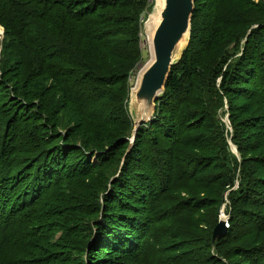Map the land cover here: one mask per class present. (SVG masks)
Returning <instances> with one entry per match:
<instances>
[{"label":"trees","instance_id":"16d2710c","mask_svg":"<svg viewBox=\"0 0 264 264\" xmlns=\"http://www.w3.org/2000/svg\"><path fill=\"white\" fill-rule=\"evenodd\" d=\"M141 4V0H0L3 52L21 56L14 62L12 54H5L0 62V93L3 90L12 94L17 102L5 104L0 110V264H67L62 257L70 256L66 250L69 237L88 220L95 223L90 231L94 241L89 264H184L197 260L193 255L192 261L177 243L182 238L176 239L173 223L182 218L184 222L195 219L200 209L193 200L175 195L198 182V165L191 168V161L196 159L189 151L187 155L182 153L188 147L186 135L197 133L196 147L189 145L194 152L207 147V141L199 139V134L208 120H217L228 94L243 97L258 110L264 109V64L260 59L253 56L248 63L252 55L247 54L249 58L241 57L238 67L233 62L227 66L228 62L223 61L213 71L191 65L190 61H195L189 54V45L181 63L172 68L154 119L138 131L133 148L124 155L122 175L113 180L109 190L102 172L114 168L116 152L123 148L124 141L113 144L101 163L92 164L90 153L88 157L76 156L78 149L55 143L57 139L49 132L43 134L50 122L41 124L45 114L39 106L33 107L36 97L43 99L50 93L57 111L67 109L74 113L83 129L90 127L85 130L87 134L94 136L99 135L97 129L107 130L123 123L115 117V110L122 109L121 94L108 92L112 84L91 62L98 61L106 67L121 57V50L115 47L121 34L133 38L131 49L136 51L144 8L139 7ZM197 11L198 0L192 28ZM262 26L258 25V29ZM248 49L249 46L244 53ZM201 76L208 85L202 87L198 98L203 108L188 110L201 88ZM36 80L47 87L39 90ZM108 97L113 101L111 112ZM34 109L36 113L32 112ZM261 121L264 122V115ZM259 122L254 121V130ZM83 141L89 144L90 138L84 136ZM88 149L91 150L90 145ZM242 154V189L235 194L241 206L239 215L228 220L227 233L220 241L235 231L237 234L242 226L264 228V214L242 207L264 205V191L258 190L264 179L257 182V178H252L247 165L255 160ZM225 164H230L227 155ZM136 165L139 168L133 171ZM96 176L105 184L94 191L91 181ZM124 177L132 183L125 182ZM63 184L71 186V191L80 189L60 194ZM105 187L103 202L90 206L89 198ZM121 188L126 191L118 198ZM71 221L76 224L72 226ZM187 225L196 229L190 222ZM215 244L212 235V246L202 264H233L221 259L220 250L218 256L210 254ZM242 256L251 264H264V246L254 249L246 245Z\"/></svg>","mask_w":264,"mask_h":264},{"label":"rangeland","instance_id":"374dc122","mask_svg":"<svg viewBox=\"0 0 264 264\" xmlns=\"http://www.w3.org/2000/svg\"><path fill=\"white\" fill-rule=\"evenodd\" d=\"M141 1H143V4L139 7L144 6V8L140 14L139 35L136 37L137 52L131 49L130 40L133 38L126 34H121L115 40V47L121 50V57L112 60L106 64V67L99 65L98 61L91 62L92 65L99 69V73H103V77L105 76L112 84L113 88H108V92L111 91V93H116L117 95L121 94L120 103L122 109L115 110V117L123 123L110 127L107 130L97 129L99 131V135L97 136L89 135L86 131L90 127L87 126L83 129L80 119L74 113L67 109L56 110L57 105L55 106L50 93L43 99L36 97V103L33 104V107L38 108L39 106L45 114L44 121L40 123L46 124L50 122V125L47 127L48 130H43L42 133L46 134L49 132L50 135H54L57 139L55 143L61 146L67 145V147H70V150L78 149L76 156L82 155L88 157L90 153L92 164L101 163L102 158L108 154L107 150L113 144L118 140L124 141L121 145L123 148L116 152L114 168L112 170L105 169L102 172L107 178L108 183H101L98 176L91 181L92 189L96 188L94 191L104 184L105 186L108 185V189L105 187L95 197L93 195V197L89 198V205L93 207L99 201L103 202L102 196L106 195V189H111L113 180L120 178L122 175L123 164L125 163H121L131 146L134 129V118L131 113V92L136 85L139 72L151 58L145 25L152 16L157 2V0ZM205 2L208 3L207 7L204 6ZM258 25H263L261 28H264V0H198V11L189 42L191 48L188 45L190 49L189 54L195 61L191 60V65L194 67L204 66L214 71V69L220 67V63L227 61V66L233 62L235 67H238L236 66L238 61L241 57L243 60L248 57L247 54L252 55L251 58L248 57V63L255 56L264 64V35L262 34L264 29L261 32V28L258 29ZM252 30L253 32H251ZM250 33L251 36L248 38ZM3 39V29L0 28V62L5 58V54H8V56L12 54L14 62L17 59L19 61V57L21 58L19 54L16 55L12 51L3 52ZM247 46H249L248 52L244 53V49ZM180 63L181 61L177 66ZM201 78H204V80L200 81L199 78L198 84L201 88L199 92L195 93L196 101L194 99L192 106L188 110L200 111L203 108L199 106L202 102L201 100L198 101V98L203 92L202 87H208V85L205 83L206 78L204 76H201ZM187 79L188 77L184 81L186 82ZM262 79H264V71ZM221 80L222 78L220 77L217 82L218 90H220ZM35 83L39 90L42 87H47V84H43L41 80H36ZM36 93L39 94L40 92L36 91ZM109 99L108 97L107 105L111 112L114 110L113 101H109ZM14 100L15 98H13L12 94L2 90L0 93V110L2 111L3 105L10 104ZM224 102L225 106L218 110L217 120H208L206 128L199 134V139L203 138V141H207V147L202 146L194 152L189 145L193 143V146L196 147L197 143L195 139H197V133L191 132L189 135H186L188 147H185L182 153L186 154V151H189L191 157L196 159L191 161V168L194 169L193 165H198L196 172L198 182L175 195L193 200L195 205L200 206V209L196 218L191 221L185 220L184 222V218H182L173 222L176 223L174 228H177L174 233L176 239L182 238L177 243H180L182 250L187 252L192 261L193 255L197 258L193 263L185 262L184 264H202L212 246V235L217 225L221 220L225 223V219L229 220L231 216L239 215L238 212L241 206H239L235 194L242 189L240 176L243 173L242 167H244L245 163L242 152L249 155L248 158L255 160L254 163L247 165V171L250 172L249 174L252 178H257V182L264 179V122L261 121L264 115L263 107L258 110L259 107H256L254 103L240 96H230V94L225 97ZM32 112L36 113L37 109L32 110ZM254 121H260L257 130H254L256 126ZM70 133L73 136L71 138L68 135ZM84 136L90 138L89 144L84 143ZM238 144L242 147L241 149ZM89 145L91 150L88 149ZM101 149L104 150L102 151ZM112 152L109 151V153ZM184 154L182 155L184 156ZM226 155L230 160L229 166L225 164ZM203 159H206L204 161H207L208 164ZM209 162H213V164ZM137 168H139L137 165L133 167V171L137 170ZM97 173H100V170ZM123 179L125 182L132 183L127 177ZM70 189L71 186L63 184L60 194L75 193L80 188L72 189V191ZM258 190L264 191V185H261ZM125 191L126 189L121 188L119 193L117 192L116 194L118 198L124 196L121 195V192L124 193ZM170 200L169 198L168 201ZM242 207L250 209L255 214H264V205H245ZM116 210L118 211L117 205ZM82 218L83 215L78 216L77 220ZM98 220L100 221V215ZM187 222L196 225V229L192 226L189 227ZM241 223H243V219H241ZM75 224V221H71L72 226ZM93 226L95 227V223H89L88 220L80 227L79 231L71 234L66 247L70 256H63L62 262H66L67 264H89V253L94 241L93 236L90 234ZM238 230L237 234L235 231L224 241H216L219 245L216 243L210 254L218 256L217 250H220L221 259L226 262L251 264L244 260L245 256H242V252L245 251L246 245L252 246L254 249L264 246V228L256 229L254 227L242 226ZM60 236L61 233H58L57 237ZM177 246L179 247L178 244ZM59 256L61 258V254Z\"/></svg>","mask_w":264,"mask_h":264},{"label":"water","instance_id":"95a60500","mask_svg":"<svg viewBox=\"0 0 264 264\" xmlns=\"http://www.w3.org/2000/svg\"><path fill=\"white\" fill-rule=\"evenodd\" d=\"M195 10L196 0H157L153 14L146 22L151 58L139 72L131 92L134 129L127 154L141 127L154 119L157 102L166 92L172 68L182 60L188 48ZM226 233V225L221 220L214 230L213 244Z\"/></svg>","mask_w":264,"mask_h":264},{"label":"built area","instance_id":"2783aa9c","mask_svg":"<svg viewBox=\"0 0 264 264\" xmlns=\"http://www.w3.org/2000/svg\"><path fill=\"white\" fill-rule=\"evenodd\" d=\"M225 225L228 226V219H225Z\"/></svg>","mask_w":264,"mask_h":264},{"label":"bare ground","instance_id":"6f19581e","mask_svg":"<svg viewBox=\"0 0 264 264\" xmlns=\"http://www.w3.org/2000/svg\"><path fill=\"white\" fill-rule=\"evenodd\" d=\"M0 28H2V27H0Z\"/></svg>","mask_w":264,"mask_h":264}]
</instances>
